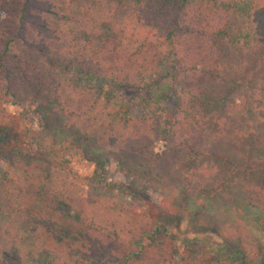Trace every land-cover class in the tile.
<instances>
[{"label": "trees", "instance_id": "1", "mask_svg": "<svg viewBox=\"0 0 264 264\" xmlns=\"http://www.w3.org/2000/svg\"><path fill=\"white\" fill-rule=\"evenodd\" d=\"M12 107L0 264H225L158 243L181 213L264 264V0H0V143Z\"/></svg>", "mask_w": 264, "mask_h": 264}, {"label": "rangeland", "instance_id": "2", "mask_svg": "<svg viewBox=\"0 0 264 264\" xmlns=\"http://www.w3.org/2000/svg\"><path fill=\"white\" fill-rule=\"evenodd\" d=\"M11 110L16 113L15 120L6 133L5 139L0 143V157L4 160L25 157L29 152L36 151L35 146L29 142V132L38 126L36 117L29 113L25 120L19 115L18 107H12ZM133 114L136 117H144L148 113L145 108L134 105ZM73 165L82 175H89L94 169L93 163L80 158L74 159ZM110 178H117V174L112 172ZM154 199L160 200L158 193L154 194ZM162 223L163 225L156 234L157 241L162 244L170 240L177 256H180L185 248H190L198 254L208 253L215 259L225 257V264L239 263L236 244L228 243L214 232L199 227L185 213L162 219ZM164 230L165 233H163Z\"/></svg>", "mask_w": 264, "mask_h": 264}]
</instances>
